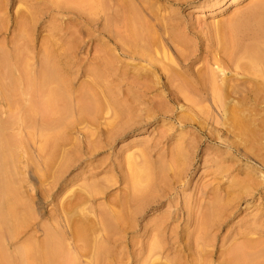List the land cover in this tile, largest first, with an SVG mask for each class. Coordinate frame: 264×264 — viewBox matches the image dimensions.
<instances>
[{
	"label": "rangeland",
	"instance_id": "374dc122",
	"mask_svg": "<svg viewBox=\"0 0 264 264\" xmlns=\"http://www.w3.org/2000/svg\"><path fill=\"white\" fill-rule=\"evenodd\" d=\"M62 1L0 0V264H264V0Z\"/></svg>",
	"mask_w": 264,
	"mask_h": 264
},
{
	"label": "bare ground",
	"instance_id": "6f19581e",
	"mask_svg": "<svg viewBox=\"0 0 264 264\" xmlns=\"http://www.w3.org/2000/svg\"><path fill=\"white\" fill-rule=\"evenodd\" d=\"M2 1H3V0H2ZM7 1H8V0H7ZM25 1H29V2H31V3L34 4L36 7L41 8L42 10H43V8H42L43 5L45 4L44 0H25ZM59 1H60V0H59ZM59 1L57 0V2H59ZM76 1H77V0H75V1H73V0H69V1H67V0H66V2H76ZM82 1H84L85 5H86V2H87L88 5H91V6H92V7H90V10H91V8L94 7V5H93V4H94V3H93V0H86V1H85V0H82ZM82 1L80 0V2H82ZM99 1H100V0H99ZM62 2H63V1L61 0L59 3L61 4ZM64 2H65V1H64ZM66 2H65V3H66ZM103 2H104V1H103ZM7 3H8V2H7ZM47 3H48V2L46 1V5H47ZM52 3H53V2H52ZM54 3H56V2H54ZM65 3H64V4H65ZM77 3H79V0L77 1ZM84 3L82 2L81 4L84 5ZM125 3H126V2H125ZM1 4H2V3H1ZM60 4H58V6H59ZM62 4H63V3H62ZM62 4H61V6H62ZM67 4H69V3H67ZM67 4H66V5H67ZM73 4H74V3H73ZM73 4L70 3L68 6H71V7H72V6L75 5V4H74V5H73ZM103 4H104V3H103ZM103 4H102V8H103ZM7 5H8V4H7ZM55 5H56V4H55ZM78 5H80V4H77V6H74V7H77V8L80 9V6H81V5H80L79 7H78ZM11 6H12V5H11ZM11 6H10V7H11ZM56 6H57V5H56ZM64 6H65V5H64ZM99 6H100V5H99ZM82 7H83V6H82ZM86 7H87V6H86ZM86 7H85V8H86ZM88 7H89V6H88ZM88 7H87V9H88ZM3 8H4V7H3ZM99 8H100V7H99ZM1 9H2V8H1ZM41 9H40V10H41ZM44 9H45V8H44ZM83 9H84V7H83ZM90 10H88V11H90ZM92 10H93V9H92ZM91 12H92V11H91ZM27 13H28V12H27ZM40 13H41V12H40ZM92 13H93V12H92ZM94 13H95V12H94ZM5 14H6V13H4V15H5ZM41 14H42V13H41ZM11 15H12V14H11ZM90 15H91V13H90ZM92 15H93V14H92ZM13 17H14V16H13ZM44 18H45V17H43V16H39V18H38V20H37V23H39V24H38L39 26H40V24H42V23L44 22ZM12 19H13V18H12ZM263 19H264V18H263ZM127 20H129V19H127ZM131 22H132V21H131ZM131 22H130V23H131ZM133 22H134V21H133ZM133 22H132V23H133ZM22 24H25V23H22ZM22 24H21V26H20V23L17 24L18 29H19V27L21 28V27L23 26ZM130 26L133 27L132 24H129V27H130ZM23 27H24V26H23ZM27 27H28V26H27ZM29 27H30V26H29ZM29 27H28V28H29ZM133 28L136 30V32H135V30L133 31ZM133 28H132V30H131L132 33L135 32V33H136V36L138 37V35H137V31H138L140 28H139V29H136V27H133ZM137 28H138V27H137ZM20 30H21V29H20ZM22 30H24V29H22ZM140 30H141V29H140ZM140 30H139V31H140ZM141 31L143 32V30H141ZM19 32H20V31H19ZM139 33H140V32H139ZM144 34H145V33H144ZM140 35H142V37H141V39H142V38H143V33H140ZM132 36H133V35H132ZM128 37H129V36H128ZM132 38H133V37H132ZM134 38H135V37H134ZM145 38H147V37H145ZM20 39H21V38H20ZM136 39H137V38H136ZM148 39H149V38H148ZM151 39H152V37H151ZM142 40H144V39H142ZM142 40H141V41H142ZM146 40H147V39H146ZM144 41H145V40H144ZM154 41H155V40H154ZM148 42H149V40H148ZM145 43H147V42H145ZM128 44H129V43H128ZM147 44H148V43H147ZM132 45H133V44H132ZM129 47H130V46H129ZM139 47H140V46H139ZM17 48H18V47H17ZM133 48H135V47L133 46ZM20 49H22V48H20ZM247 49H248V48H247ZM132 50H133V49H132ZM139 50H140V49L138 48L137 51H139ZM128 51H129V50H128ZM251 51H252V50H251ZM15 52L17 53V49H16V51L14 50V53H15ZM21 52H22V51H21ZM142 52H143V51H142ZM130 54H131V53H130ZM14 55H16V54H14ZM142 55H143V54H142ZM0 63H1V61H0ZM5 63H6V61H5ZM1 64H2V63H1ZM6 64H7V63H6ZM3 68H4V67H3ZM4 70H5V69H4ZM26 71H28V70H26ZM26 71H25V74H26V76H27L28 72L26 73ZM47 71H48V70H47ZM47 71H46V69H45V72H46V73H48ZM6 72H7V71H6ZM23 72H24V71H23ZM43 72H44V71H43ZM46 73H44V74H46ZM1 74H2V73H1ZM143 74H144V73H142L141 75L143 76ZM145 74H146V73H145ZM145 74H144L143 77H146ZM148 74H149V73H148ZM152 74H153V73H152ZM22 75H23V74H22ZM47 75H48V77H49V73H48ZM47 75H45V76L43 75L42 78H46ZM136 75H137V74H136ZM153 75H154V74H153ZM26 76H25L24 80L26 79ZM33 76H35V75H33ZM40 76H41V75H40ZM149 76H150V75H148L147 77H149ZM21 77H22V76H21ZM35 77H36V76H35ZM48 77H47L46 79H44V80L42 79V80H43L44 82H47ZM28 78H29V75H28ZM38 78H39V77H38ZM38 78H37V79H38ZM40 78H41V77H40ZM50 78H51V77H49V81L51 82ZM150 78H152V77H150ZM22 79H23V78H22ZM33 79H35V78H33ZM213 79H214V78H213ZM221 79H223V78H221ZM42 80L40 79V81H42ZM36 81H37V80H36ZM43 81L40 82V84L38 83L39 86L42 85ZM220 81H221V80H220ZM220 81H219V82H220ZM226 81H227V80H226ZM29 82H30V81H29ZM50 82H47L46 84L44 83V84L42 85V87L44 88V85H45L46 87H47V85H49L48 87L50 88V87H51V84L53 83V82H51V83H50ZM0 83L2 84L3 82L0 81ZM23 83H25V82H23ZM27 83H28V82H27V80H26V84H27ZM157 83H158V82H157ZM221 83H222V82H221ZM1 84H0V87H1ZM8 84H9V83H8ZM11 84H12V83H11ZM33 84H34V83H33ZM36 84H37V82H36ZM38 84H37V85H38ZM155 84H156V83H155ZM159 84H160V82H159ZM24 85H25V84H24ZM167 85H168V84H167ZM221 85H223V84H221ZM221 85H220V86H221ZM2 86H3V85H2ZM6 86H7V85H6ZM6 86H5V87H6ZM52 86H53V85H52ZM150 86H151V85H150ZM152 86H153V85H152ZM213 86H214V84H213ZM42 87H40V88H42ZM46 87H45V88H46ZM53 87H54V86H53ZM53 87H51V88H53ZM214 87H215V86H214ZM32 88H33V86H32ZM45 88H44V89H45ZM148 88H149V87H148ZM168 88H169V86H168ZM168 88H167V89H168ZM5 89H6V88H5ZM5 89H4V87H3V90H5ZM7 89H8V88H7ZM7 89H6V92H7ZM37 89H39V87H38ZM44 89H43V90H44ZM220 89H221V88H220ZM14 90H15V89H14ZM45 90H46V89H45ZM45 90H44V91H45ZM165 90H166V89H165ZM32 91H33V90H32ZM38 91H39V90H38ZM47 91H48V90H47ZM49 91L51 92L52 90L49 89ZM53 91H54V90H53ZM149 91H150V90H149ZM169 91H171V89H170ZM12 92H13V91H12ZM22 92H23L24 95H27V91H26V90H24V91H22ZM35 92H36V90H34V91L31 93L32 96H33V93H35ZM41 92H43V91H41ZM45 92H46V91H45ZM45 92H43V94H44ZM171 92H172V91H171ZM17 93H18V92H17ZM37 93L39 94V92H37ZM53 93H55V92H53ZM53 93H52V94H53ZM146 93H147V92H146ZM8 94H9V93H8ZM31 94H30V96H31ZM38 94H36V95H37L36 97L40 96L42 93H41L40 95H38ZM45 94H46V93H45ZM48 94H50V93L48 92ZM48 94H47V95H48ZM144 94H145V93H144ZM15 95H16V94H15ZM47 95H46V96H47ZM50 95H51V94H50ZM50 95H48V97H49ZM55 95H56V97H54ZM58 95H59V94H58ZM88 95H89V94H88ZM43 96H44V95H43ZM54 96L51 97V100H52L51 103H47V102L44 100V99L46 98L45 96H44L43 98L40 96V98H41V99H40V102H41V100L43 99V100H44V104L46 105V106L43 105V107H42V104H43V103H42V104L40 103L41 105H38L39 107H36V105L39 104V103H37L38 101H36L37 98H36V99H33V98H32V99L34 100V102L36 101L35 104H34V102H32L33 100H32L31 97H30V101H31V102L33 103V105H34V106L31 105V103L29 102L30 105H31L30 108L33 107V108L36 110V108L39 109L40 106H41L42 110H45L46 108L44 109V107H47V106H49L50 104L52 105L54 99H56V98H57L56 100H57V102H58L59 98L61 97V96H60V97H59V96L57 97V94H54ZM62 96H64V95L62 94ZM129 96H132V95H129ZM169 96H170V95H169ZM16 97H17V96H16ZM48 97L46 98V100L49 102L48 99H50V97H49V98H48ZM91 97H92V96H91ZM133 97H136V96H133ZM8 98H9V96H8ZM8 98L6 97V100H7ZM136 98H137V97H136ZM142 98H143V97H142ZM168 98H170V97H168ZM11 99H12V98H11ZM13 99H14V98H13ZM13 99H12V101H13ZM38 99H39V98H38ZM61 99H62V98H61ZM61 99H60V100H61ZM80 99H81V98H80ZM89 99H90V98H89ZM89 99H88V100H89ZM145 99H148V98H147V95H146V98H145ZM8 100H9V99H8ZM19 100H21V99L18 98V101H17V102H19ZM43 100H42V101H43ZM51 100H50V101H51ZM138 100H140V99H138ZM142 100H143V99H142ZM148 100H149V99H148ZM171 100H172V99H171ZM15 101H16V99L14 100V102H15ZM83 101L85 102V100H83ZM91 101H92V100H91ZM93 101H94V100H93ZM93 101H92V103H93ZM9 102H10V101H9ZM9 102H7V103H9ZM14 102H13V104H14ZM54 102H55V101H54ZM80 102H81V101H80ZM84 102H82V107H83V105H84ZM85 103H86V102H85ZM13 104H12V105H13ZM19 104H20V103H19ZM47 104H48V105H47ZM53 104H54V106H55V103H53ZM57 104H58V103H57ZM57 104H56V105H57ZM59 104H60V103H59ZM59 104H58V107H59ZM80 104H81V103H80ZM86 104H87V103H86ZM86 104H85V106H86ZM88 104H89V103H88ZM94 104H95V102H94ZM96 104H97V102H96ZM104 104H105V103H104ZM0 105H3V107H5V106H4V98H3L2 96H0ZM15 105H17V104L15 103ZM102 105H103V104H102ZM13 106H14V105H13ZM19 106H20V105H19ZM54 106H53V109H50L52 106H51V107L49 106L50 108H48V110H50V111L53 110V111H54V109L57 107V106H55V107H54ZM75 106H76V105H75ZM85 106H84V108H85ZM87 106H88V105H87ZM90 106H91V104H89L88 108H89ZM92 106H93V105H92ZM97 106H98V105H97ZM106 106H107V105H106ZM14 107H15V106H14ZM35 107H36V108H35ZM58 107H57V110H56V109H55V110L57 111V114L60 115L59 110H58ZM62 107H63V106H62V104H61V107H59V108L62 109ZM64 107H65V106H64ZM78 107H79V106H78ZM8 108H9L10 110H12L11 107H8ZM28 108H29V107H28ZM41 108H40V109H41ZM91 108H92V107H91ZM93 108L95 109V107H93ZM99 108H100V107H99ZM102 108H103V107H102ZM116 108H117V107H116ZM14 109H15V108H14ZM26 109H27V108H26ZM34 109H33V111H34ZM94 109H93V110H94ZM97 109H98V108H97ZM15 110H16V109H15ZM24 110H25V109H24ZM27 110H29V109H27ZM42 110H40V111H42ZM66 110H67V109H66ZM98 110H99V109H98ZM100 110H101V108H100ZM100 110H99V111H100ZM1 111H2V110H1ZM38 111H39V110H38ZM45 111H46V110H45ZM60 111L62 112V110H60ZM78 111H79V110H78ZM83 111H84V110H83ZM23 112H25V111H23ZM27 112H28V111H27ZM36 112H37V110H36ZM54 112H55V111H54ZM96 112H97V111H96ZM4 113H7V111L4 110ZM15 113H16V112H15ZM15 113H14V114H15ZM30 113L32 114L31 111H30ZM45 113L47 114V112H45ZM49 113H50V112H49ZM51 113H52V111H51ZM62 113H64V111H63ZM62 113H61V114H62ZM65 113H67V112H65ZM17 114H18V113H16L15 115H17ZM23 114H24V113H23ZM23 114H22V115H23ZM28 114H29V113H28ZM28 114H26V117L23 115V116H24L23 118L28 119V118L30 117V116H28ZM31 114H30V115H31ZM34 114H35V111H34ZM42 114H43V115H46V114H44V111L42 112ZM42 114H41V115H42ZM55 114H56V112H55ZM57 114H56V116H57V119H58V115H57ZM35 115H37V114H35ZM35 115H32V117L35 116ZM49 115H50V114H49ZM63 115H65V114H63ZM7 116H8V115H7ZM10 116H11V115H10ZM50 116H51V115H50ZM52 116H53V114H52ZM60 116H61V115H60ZM21 117H22V116H21ZM27 117H28V118H27ZM46 117H47V118L49 117L48 114H47V116H45V120H44V121H45V122H44L45 124H46V121H47V122H48V120L50 121V119H49L50 117L48 118V120H46V119H47ZM33 118H34V117H33ZM42 118H44V117H42ZM52 118H54V117H51V123H53L54 120H55V119H52ZM65 118H66V117H65ZM60 119H61V118H60ZM60 119H58V120H60ZM6 120H7V119H6ZM23 120H24V119H23ZM23 120H22V121H23ZM30 120H31V119H30ZM58 120H57V121H58ZM136 120H137V119H136ZM24 121H25V120H24ZM55 121H56V120H55ZM57 121H56V123H54V125H55V124H58ZM23 123H24V122H23ZM23 123H22V124H23ZM61 123H62V120H61ZM13 124H15V123H13ZM59 124H60V123H59ZM134 124H135V123H134ZM47 125H49L50 127H52V125H51L50 123H49V124L47 123ZM62 125H63V124H62ZM129 125H130V123H129ZM12 126H13V125H12ZM12 126H11V127H12ZM43 126H44V125H43ZM125 128H126V127H125ZM58 132H59V131H58ZM117 134H118V133H117ZM60 135H61V134L59 133V137H60ZM14 136H15V135H14ZM14 138H15V137H14ZM10 139H11V138H10ZM17 139H19V138H17ZM47 139H48V138L46 137V140L44 141L45 143L48 141ZM59 139H60V138H59ZM15 140H16V139H15ZM49 140H50V138H49ZM16 141H17V140H16ZM16 141H14V143H15ZM18 141H19V140H18ZM20 141H21V140H20ZM12 142H13V141H12ZM21 142H22V141H21ZM48 142H49V141H48ZM2 144H3V143H2ZM47 144L50 146V142L47 143ZM45 147L48 148V146H46V144H45ZM50 147H51V146H50ZM50 147H49V149H50ZM49 149H48V150L45 149V150H46V151H49ZM50 150H51V149H50ZM87 150H88V149H87ZM90 151H91V149H90ZM90 151H88V152H90ZM88 152H87V153H88ZM47 155H48V153H47ZM50 156H52V155H50ZM50 160H51V158H50ZM50 162H51V161H50ZM48 163H49V160H48ZM136 163H137V162H136ZM49 164H50V163H49ZM49 164H48V165H49ZM134 164H135V163H134ZM132 166L134 167V165H132ZM136 166H138V163H137ZM133 167H130L131 170H132ZM142 167H143V166H141L140 168H142ZM135 168H136V167H135ZM135 168H134V169H135ZM140 168H138V170H139ZM136 170H137V168L135 169V171H136ZM138 170H137V172H138ZM143 170H144V169H143ZM132 172L135 173V174H136V172H134V170H133V171H131V174H132L133 177H134L133 179H136V180H137L138 178H137V177L135 176V174H133ZM138 173H139V172H138ZM140 174H141V173L136 174V175L141 176ZM143 174H144V172H143ZM129 175H130V174H129ZM47 176H48V175H47ZM139 176H138V177H139ZM130 179H131V177H130ZM130 181H132V180H130ZM138 181H139V180H138ZM138 181H137V182L134 181V182H136V183H134L133 181H132L133 183H132V182H130V183H132L133 186H134L135 184H138ZM140 184H141V182H139V184L136 185V187L139 186ZM133 186H131V188H132ZM141 186H142V185H141ZM141 186H140V187H141ZM136 187L134 186V187L132 188V191H134L133 189H134V188L136 189ZM138 188H139V187H138ZM141 189H142V188H141ZM50 190H51V189H50ZM136 190H137V189H136ZM136 190H135V191H136ZM135 191H134V192H135ZM137 191H138V190H137ZM141 191H142V190H141ZM143 191H144V190H143ZM48 192H49V191H48ZM138 192H140V190H139ZM138 192H136V193L138 194ZM141 193H143V192H141ZM144 193H145V192H144ZM144 193H143V195H144ZM137 194L134 193V195L131 196L132 199H133L134 196H136ZM141 196H142V195H141ZM136 198H137V197H135V199H136ZM138 198H139V195H138ZM128 199H129L130 202H131V199H130V198H128ZM128 199H127L126 202H127V203H130V202H128ZM135 199H134V200H135ZM132 201H133V200H132ZM134 202H135V201H134ZM115 213H116V212H115ZM119 215H123V216H124L123 213H122V214L120 213ZM114 216H116V219H118V220L120 221V219H119V217L117 216V214H114ZM121 217H122V216H121ZM80 218H81V217H80ZM113 218H114V217H113ZM125 218H126V217H124L123 219L125 220ZM78 220H79V219H78ZM88 220H89V219H88ZM102 220H103V219H102ZM125 221H126V220H125ZM77 222H78V221H77ZM77 222H76V223H77ZM85 222H86V221H85ZM122 222H124V221H122ZM89 223H91V221H90ZM120 223H121V222H120ZM83 225H84V224H83ZM88 225H89V224H88ZM77 226H78V225H77ZM77 226L75 227V229H76V230H75V233H76V231H77L78 234L80 235V234H81L80 231L84 232V231H83V230H84L83 228H84V226H86V225H84L83 228H80V227H82V226H80V225H79V227H77ZM90 227H92V226H90ZM78 228H80L81 230L79 231ZM86 228H87V227H86ZM113 228H114V227H113ZM2 229H3V228H2ZM90 230H91V229H90ZM0 232H2V231H0ZM84 233H85V232H84ZM78 234H77V235H78ZM79 235L77 236L78 239H79L80 237H82L81 235H80V236H79ZM82 235L84 236L83 233H82ZM84 237H86V236H84ZM80 239H81V238H80ZM83 239H84V238H83ZM48 241H49V240H48ZM56 241H58V240H56ZM53 242H55L54 239H53ZM53 242H51V243H52V244H51L52 246L50 245V243H49V245H48L47 247H45V245L43 246V247H45V248H44V259H45L46 263H49V262L52 261V256H53V253H54L53 251L55 250V252L57 253V251H58L57 248L59 249V247L61 246V244L58 245L59 242H58V243L55 242V243L58 245V247H57L55 244H54L55 246H53ZM46 243H47V241H46ZM246 244H247V243H246ZM101 245H102V244H101ZM245 246H246V245H245ZM247 246H248V245H247ZM247 246L245 247V249L247 248ZM39 247H40V245H39ZM41 247H42V246H41ZM53 247H55V249H54ZM95 247H96V246H95ZM97 247H98V246H97ZM152 247H153V246H152ZM98 248H99V247H98ZM156 248H157V247H155V249H156ZM243 248H244V247H243ZM36 249H37V248H36ZM64 249H65V248H64ZM26 250H27V248H26ZM56 250H57V251H56ZM96 250H98V249H96ZM233 250H234V249H233ZM233 250H230V251L228 250V251L231 252V251H233ZM240 250H241V249H239V248L236 249V250H234V251H233V255H232V252H231L230 255H229V254H228V255L226 254L227 256H230V257L228 258V261L230 260V261H229L230 264H232V263H233V264H237V261H238V260H239V261H240L241 259L244 260V258H241V257H240V255L242 254V253L240 252ZM243 250H244V249H243ZM247 250H248V249L244 250L245 252H244V251H243V252L246 253ZM33 251H34V249H33ZM36 251H37V250H36ZM228 251H226V252L229 253ZM64 252H65V251H64ZM226 252H225V253H226ZM249 252H250V251H249ZM249 252L246 253V255H247L248 258H249V256H250V255H249ZM251 252H252V251H251ZM254 252H255V251H254ZM254 252H253V253H254ZM59 253H61V250H60L57 254L60 255ZM105 253H106V251H105ZM225 253H223V254H225ZM240 253H241V254H240ZM257 253H258V255H261V254H260L261 251H260V253H259V252H257ZM28 254H29V253H28ZM255 254H256V252H255ZM36 255H37V254H36ZM39 255H40V254H39ZM198 255H200V254H198ZM204 255H205V254H204ZM231 255H232V256H231ZM256 255H257V254H256ZM27 256H28V255H27ZM29 256H30V255H29ZM33 256H34V255H33ZM56 256H57V255H55V256H53V257H56ZM67 256H69V255L66 254V257H67ZM13 257H14V256H13ZM37 257H38V256H37ZM57 257H58V256H57ZM57 257H56V258H57ZM64 257H65V255H64ZM66 257H65V258H66ZM199 257H201V256H199ZM253 257H255V256H253ZM7 258H8V257H7ZM59 258H60V257H59ZM61 258H62V257H61ZM65 258H63V259H65ZM239 258H241V259H239ZM0 259H1V258H0ZM8 259H9V258H8ZM24 259H25V258H24ZM32 259H33V258H32ZM39 259H40V257H39ZM179 259H180V258H179ZM198 259H199V258H198ZM223 259H224V258H223ZM226 259H227V258H225V260H226ZM253 259H254V258H253ZM54 260H57V259L54 258ZM72 260H73V262H71ZM74 260H75V259H71L70 262L73 264V263H75ZM155 260H156V259H155ZM180 260H181V259H180ZM180 260H179V261H180ZM251 260H252V258H251ZM255 260H256V259H255ZM4 261H5V263H6V260H4ZM4 261H3V262H4ZM9 261H10V259H9ZM28 261H29V259H28ZM196 261H197V260H196ZM226 261H227V260H226ZM232 261H233V262H232ZM41 262H42V261H41ZM41 262H40V263H41ZM64 262H67V261H64ZM229 262H228V264H229ZM234 262H235V263H234ZM245 262H246V261H245ZM250 262H251V261H249V263H250ZM252 262H253V261H252ZM256 262L258 263L257 260H256ZM27 263H28V262H27ZM57 263H58V262H57ZM67 263H68V262H67ZM67 263H66V264H67ZM194 263H195V262H194ZM243 263H244V262H243ZM249 263H247V264H249ZM8 264H9V263H8ZM52 264H53V263H52ZM152 264H154V263H152ZM197 264H198V263H197ZM224 264H225V263H224ZM238 264H242V263H239V262H238ZM250 264H251V263H250Z\"/></svg>",
	"mask_w": 264,
	"mask_h": 264
}]
</instances>
